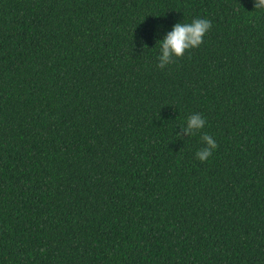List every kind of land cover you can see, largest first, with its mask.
<instances>
[{
  "label": "trees",
  "instance_id": "16d2710c",
  "mask_svg": "<svg viewBox=\"0 0 264 264\" xmlns=\"http://www.w3.org/2000/svg\"><path fill=\"white\" fill-rule=\"evenodd\" d=\"M193 18L202 43L157 67ZM0 264H264L252 0H0Z\"/></svg>",
  "mask_w": 264,
  "mask_h": 264
},
{
  "label": "clouds",
  "instance_id": "9594fccd",
  "mask_svg": "<svg viewBox=\"0 0 264 264\" xmlns=\"http://www.w3.org/2000/svg\"><path fill=\"white\" fill-rule=\"evenodd\" d=\"M253 9L264 13V0H252ZM211 28V21L207 18H193L190 21L174 23L162 37L156 40L158 53L157 67L163 69L173 61V58L182 56L186 50L195 48L202 43L203 37ZM206 126V119L199 112L189 114L180 127L184 136L193 135ZM181 132H176L177 138ZM203 146L195 152V157L205 161L217 148L216 140L208 133L201 134Z\"/></svg>",
  "mask_w": 264,
  "mask_h": 264
}]
</instances>
